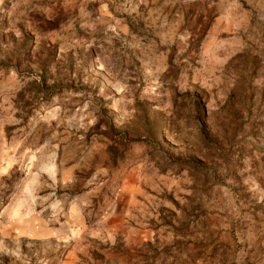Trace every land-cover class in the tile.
I'll return each mask as SVG.
<instances>
[{
    "label": "rangeland",
    "instance_id": "1",
    "mask_svg": "<svg viewBox=\"0 0 264 264\" xmlns=\"http://www.w3.org/2000/svg\"><path fill=\"white\" fill-rule=\"evenodd\" d=\"M0 264H264V0H0Z\"/></svg>",
    "mask_w": 264,
    "mask_h": 264
}]
</instances>
